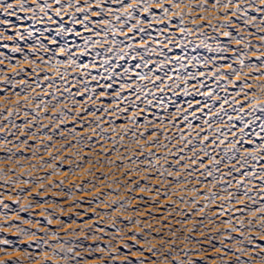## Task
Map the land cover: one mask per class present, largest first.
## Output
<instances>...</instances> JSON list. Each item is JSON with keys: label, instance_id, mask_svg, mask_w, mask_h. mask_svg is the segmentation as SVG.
<instances>
[{"label": "snow or ice", "instance_id": "6c2138e0", "mask_svg": "<svg viewBox=\"0 0 264 264\" xmlns=\"http://www.w3.org/2000/svg\"><path fill=\"white\" fill-rule=\"evenodd\" d=\"M0 16L21 24L0 20V163L16 165L0 169V218L32 249L0 238V264H23L13 258L22 252L31 264H264V0H0ZM28 41L30 55L20 46ZM21 146L31 156H17L12 149ZM86 150L121 170L124 183H114L126 192L156 193L151 206L167 212L145 208L161 221L156 235L146 220L121 219L136 197L121 200L118 190L111 203L95 197L109 209L95 213L109 217L104 227L87 212L76 213L79 222L57 217L59 230L50 228L53 212L40 214L46 224L21 218L41 203L53 176L76 175L81 161L101 163L82 156ZM48 169L32 179V171ZM65 183L51 188L63 191ZM20 184L40 191L23 204V188L8 191ZM161 197L170 203L158 204ZM6 200L20 205L15 219L35 231L10 222L15 210ZM137 202L148 204L144 196ZM107 229L114 233L100 246Z\"/></svg>", "mask_w": 264, "mask_h": 264}, {"label": "rangeland", "instance_id": "374dc122", "mask_svg": "<svg viewBox=\"0 0 264 264\" xmlns=\"http://www.w3.org/2000/svg\"><path fill=\"white\" fill-rule=\"evenodd\" d=\"M8 2H12V0H8ZM23 15V14H21ZM3 19H9L11 21V24L15 27H21L20 21H18L15 18H11V17H4V16H0V20ZM199 23H202L201 21H198ZM33 23L32 21H25L23 26H28L29 24ZM37 27H41L39 25H37ZM0 30H4L3 26L0 25ZM6 35H12L11 32H5ZM47 35H54V32L52 33H46ZM31 41H28L24 44H21L20 46L22 48H24L25 53L30 55L29 49L31 46ZM5 51V55L8 56H15V58L17 60L22 59V57L20 56L19 53H11L8 52L7 50ZM30 58H32L30 56ZM22 67L28 68V65H21ZM9 74H11V69H8ZM17 79H20V77H17ZM23 116H21V118L19 120H17V123H22L23 122ZM44 123H47V121H44ZM9 139H12V137H9ZM39 144V142H37V145ZM0 145H2V141H0ZM7 147L12 148V145H8ZM57 147H59V145H57ZM105 147L110 148L111 145L107 144L105 145ZM14 152H16V155L19 156L21 154V152L24 153L25 156H31V150L29 149H25L24 146H21L20 149H12ZM76 149H72V151H75ZM100 148L97 146L96 152H99ZM41 155H44V159L48 160L49 157L48 155L44 154V153H40ZM6 153L4 152H0V156H5ZM56 155H59V153H56ZM67 157H71V152L65 153L64 154ZM82 156H87L91 159V161L95 162L97 160H100L101 163L98 165H90L89 163L83 162L81 161V163H83V168H81L76 175H72V174H67V175H61V176H53L52 180L50 182H47L45 184L46 188H49V191H45L43 192L42 196L37 197V199L39 201H41V203H37L35 205L34 208H32L31 211L29 212H23L20 213V216L22 219H35V220H40L41 224H46V220L44 218V216L40 215L41 213H45L46 211L48 212H53L54 216H53V224L50 226V228L52 230H59L61 225H58L55 223V219L61 218L63 220H65L66 223H70V221L72 219H76L77 222L80 221L81 217H77L76 213H84L87 212L89 216H92L93 221L99 223V225L101 227H104L106 224H108L109 221V217L107 216H96L95 213L99 212L101 214L108 212L109 209L106 208L104 205L100 204L99 207H97V204H99V201H97L95 199V197L99 196L101 197V199H104L105 202L107 203H111V201L106 199V194L107 192L113 191V190H118L119 191V199L124 200L126 198H128L129 196L131 197H136V199L132 200L131 205L129 206V210L127 213L124 214V216L121 217V219H124L126 216H133L134 219H141V220H146L148 223L153 225L152 228V232L153 235H156L155 229L160 227V223L161 221L159 220H154L152 219L151 216H147L145 214V208H147L148 211L153 212L155 215L157 216H166L167 212L166 211H162L161 209L158 208H154L152 207V200L151 197L156 195V193H140V192H133V193H128L124 190V187H121V185L114 183V180L116 179H120L122 183H124V177L122 175V172L120 169L112 167L109 168L107 166V164L104 163V160L106 159L103 156H98L96 155L95 152H91L86 150L85 152L81 153ZM111 159L115 160L116 159V154L112 153ZM18 163L23 164L24 165V170L28 171L29 169V161L28 160H24L21 159L18 161ZM31 163H37L36 160H31ZM125 163H127V161H125ZM75 164V159L73 158V166ZM16 168V165L14 164H9L7 162L5 163H0V169H7V168ZM65 169L69 167L68 164H64L63 166ZM91 171L93 173V175H87V171ZM51 172V169H48L46 171H32V179H35L36 177L39 176H45L48 173ZM17 174H19V170H17ZM103 176H107L108 178L106 180L103 179ZM9 179H13L14 177L11 176V174H9ZM27 178V177H25ZM64 179L66 180V183L63 185V191L60 188H51V183L53 182H58L59 180ZM132 179H139V177H133ZM3 182V177H0V183ZM87 182V183H86ZM38 183V181H37ZM108 184L112 185V189H109L107 187ZM150 185L153 186H157L158 185V181L156 180H151L149 181ZM73 185L76 186H84V192H77L75 187H73ZM161 187V191H164L163 186ZM20 188L24 189V193L22 194V203L23 204H27L29 202V200H32L34 196H36V193H38L40 191L39 188L36 187L35 184H31V185H17L15 189L11 188V186L8 187V191L12 193L13 196L16 195V192L19 191ZM31 191L32 195H27L26 193H28V191ZM0 191H5V189L0 188ZM71 191L72 195L71 197H67L64 195V192H68ZM5 195L7 196V192L5 193ZM144 196L147 200H148V204L147 205H141L140 203L137 202V200L139 199V197ZM113 198L116 200L117 197L113 195ZM177 197H172V199H176ZM44 199H49L51 201H53V203L50 204H44L43 200ZM159 200H164L166 203L163 205H167L170 203V201L165 200L163 197H161ZM158 200V201H159ZM6 203L9 204V206L11 208H13L15 211L13 212H7V216L11 217L12 220L10 222L12 223H17L19 224V226L25 228V229H31L32 231H35V227H33L32 225H28V224H20V222L18 220L15 219V213L17 211H19V207L20 205L14 204L12 201L10 200H6ZM35 203V201H34ZM74 203H80L82 204L81 208H74L72 207V205ZM217 203H219V201H217ZM178 208H183V205H178ZM64 208L67 209V211L61 212L60 209ZM136 209H140L141 214L139 216L136 215L135 210ZM190 210V209H189ZM0 211H6V210H0ZM173 214L175 215V209H173ZM210 214V213H209ZM170 220L172 218H169ZM176 219H180V217H176ZM92 221H90L91 223ZM0 226H3L4 231L0 232V238L3 239H10L12 240L13 246L14 247H18L21 249H25L27 251H32V249H27V238L22 237V236H18L16 234L15 229H9L7 226V223H5V220L3 218H0ZM188 227H191V224L187 225ZM72 227H76V225H72ZM171 227L175 228V227H179V225H177L175 223V220H172L171 223ZM209 227H212L211 225ZM108 233H109V237H105L104 239H102L100 241V246H105L108 242H109V238L110 236L114 233L113 229H107ZM133 231H138V229H133ZM169 231L168 228H163L161 229V232L163 233H167ZM213 235H215V231L213 230L212 232ZM40 235L42 236L43 233L41 232ZM61 236H64V232L60 233ZM100 235V234H98ZM178 235L182 236L183 235H187V233H178ZM66 239L69 240H75V237H65ZM151 239V237H149ZM170 237H168L167 235H165V239H169ZM199 238V237H197ZM156 242V241H154ZM88 243H92V241H89ZM184 245H180V247H183ZM207 245H205L206 247ZM189 247H199V245H189ZM136 249H133V251H135ZM8 251H12L10 248L8 249ZM34 255H38V253H33ZM207 255L209 257H214L217 254L214 251H210L207 253ZM13 258L15 259H20L23 264H31V262L29 260H27V258L24 256L23 252L20 254H16L13 253ZM94 264H99L98 261H94Z\"/></svg>", "mask_w": 264, "mask_h": 264}, {"label": "bare ground", "instance_id": "6f19581e", "mask_svg": "<svg viewBox=\"0 0 264 264\" xmlns=\"http://www.w3.org/2000/svg\"><path fill=\"white\" fill-rule=\"evenodd\" d=\"M24 27H27V26H24ZM107 194H109V195H106V199L107 200H109V201H113V200H115L114 198H113V195H110V192H107ZM107 203V202H106ZM157 203L158 204H160V205H163V204H165L166 202L164 201V200H159V201H157ZM103 205V204H102Z\"/></svg>", "mask_w": 264, "mask_h": 264}]
</instances>
